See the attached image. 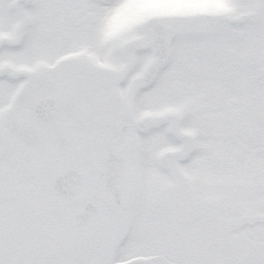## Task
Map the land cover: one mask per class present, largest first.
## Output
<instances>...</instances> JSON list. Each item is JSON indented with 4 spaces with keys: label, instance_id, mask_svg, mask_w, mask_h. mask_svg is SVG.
Listing matches in <instances>:
<instances>
[{
    "label": "snow or ice",
    "instance_id": "6c2138e0",
    "mask_svg": "<svg viewBox=\"0 0 264 264\" xmlns=\"http://www.w3.org/2000/svg\"><path fill=\"white\" fill-rule=\"evenodd\" d=\"M0 264H264V0H0Z\"/></svg>",
    "mask_w": 264,
    "mask_h": 264
}]
</instances>
